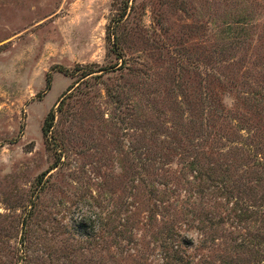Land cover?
Returning <instances> with one entry per match:
<instances>
[{
    "label": "rangeland",
    "instance_id": "374dc122",
    "mask_svg": "<svg viewBox=\"0 0 264 264\" xmlns=\"http://www.w3.org/2000/svg\"><path fill=\"white\" fill-rule=\"evenodd\" d=\"M240 13L247 40L258 45L264 0H0V157L9 158L0 162V264H160L153 227L145 223L152 201L176 203L193 217L191 227L201 210L223 203L211 185L200 191L196 181L187 183L190 173L174 161L140 169L136 180L134 152L141 143L160 147L150 133L154 125L162 133L168 119L159 110L170 99L184 93L194 100L199 84L210 87L212 72L231 67L213 50ZM118 17L114 48L106 26ZM252 45L219 58L242 54L249 67ZM88 63L98 77L77 82L66 73ZM226 86L217 92L228 106L234 97ZM217 210L215 219L224 214ZM101 218L108 219L106 233L97 231ZM223 218L215 231L219 244L195 251L196 258L242 233Z\"/></svg>",
    "mask_w": 264,
    "mask_h": 264
},
{
    "label": "trees",
    "instance_id": "16d2710c",
    "mask_svg": "<svg viewBox=\"0 0 264 264\" xmlns=\"http://www.w3.org/2000/svg\"><path fill=\"white\" fill-rule=\"evenodd\" d=\"M125 5L122 13L127 7ZM236 18L238 20L233 21V28L229 23L226 30L222 29V43L213 50L218 62L228 61L231 67L226 72L216 70L211 74L207 71L206 74H211L208 79L210 87L205 80L204 84H199L194 100L191 101L183 93V98L178 101L170 99L167 106L159 110L168 120L162 130V137L155 131L158 125H154L155 129L150 133L152 142L160 145L157 150H151L143 143L140 144L143 149H140V145L135 147L136 180L140 178V169L146 171L149 166L174 161L178 163L181 173H190L189 179L184 178L190 180L187 183L196 181L200 191H203L204 186L211 185L223 199L222 204L212 205V210H201L202 216L197 218L192 227L193 217L185 218L184 213L175 209L177 206L174 202L161 206L162 200L158 198L147 206L145 223L153 227L149 236L160 252V264L161 260L163 264H264V38L262 34L255 35L258 45H252L247 40L248 27L243 25L244 15L237 14ZM118 21L119 17L112 18L106 26L107 37L112 38L114 48L117 44ZM251 45L256 46V50L249 67L244 66L242 54H228L219 58L233 50L245 52ZM116 58L123 60L120 52L116 53ZM67 71V74L77 76V82L98 77V74H93L96 71L93 70V63L76 65L70 72ZM223 82L228 84L224 88L232 91L234 97V103L232 100L228 106H225L217 92L223 87ZM49 83L47 78L45 89ZM173 89H169L170 93ZM61 103L62 100L57 107ZM53 111L50 108L44 117L41 126L43 136L49 132ZM171 156L176 159L173 160ZM220 207L223 215L233 222L232 226L243 231L218 252L200 254L196 258L195 251H213V246L219 244L216 243L215 231L225 219L219 213L215 219L213 213H217ZM100 220L97 231L106 233L108 219ZM182 224L188 225L181 231L179 228ZM130 226L132 228V222ZM207 226L212 227L213 231L208 228L205 230ZM76 227L83 229L84 226L78 222ZM191 229H196L194 237L188 234ZM95 236L87 234L89 239ZM221 243L224 244V241Z\"/></svg>",
    "mask_w": 264,
    "mask_h": 264
},
{
    "label": "clouds",
    "instance_id": "9594fccd",
    "mask_svg": "<svg viewBox=\"0 0 264 264\" xmlns=\"http://www.w3.org/2000/svg\"><path fill=\"white\" fill-rule=\"evenodd\" d=\"M233 103H234V99H233ZM0 162H3V163H6V164H7V163H9V158H8L7 156L0 157ZM95 211H96L97 213L100 212L99 209H96ZM85 212L87 213L88 210L85 209ZM93 218H95V217H93ZM161 264H163L162 260H161Z\"/></svg>",
    "mask_w": 264,
    "mask_h": 264
}]
</instances>
